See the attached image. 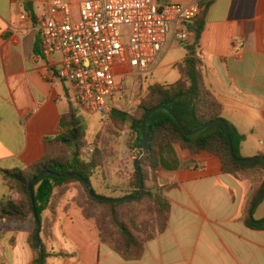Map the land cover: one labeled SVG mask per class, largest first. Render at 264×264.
I'll list each match as a JSON object with an SVG mask.
<instances>
[{
    "label": "crops",
    "instance_id": "0c3cea01",
    "mask_svg": "<svg viewBox=\"0 0 264 264\" xmlns=\"http://www.w3.org/2000/svg\"><path fill=\"white\" fill-rule=\"evenodd\" d=\"M45 1L0 0V171L25 170L40 162L47 151L44 140L61 134L60 120L70 103L80 117L88 114L72 101V86L58 78L61 56L41 55L37 23L45 16ZM197 1L202 0H157L160 6ZM175 41L173 34L171 45L144 74H151V86L180 80L177 65L186 51L180 61L164 65ZM200 50L207 86L223 105V118L245 136L243 158L264 154V0H216ZM169 68L172 80H157V73ZM120 136L118 164L107 169L115 183L136 169L141 154L134 149L137 134L130 122ZM157 177L172 186L165 192L171 202L169 226L146 244L140 260L127 261L101 242L96 221L85 218L76 202L78 187L73 185L54 214H46L47 233L40 237L49 253L63 254L47 264H264V230L245 223L251 180L225 174L218 156L191 154L179 144L163 149ZM98 180L93 186L96 182L104 189ZM8 193L0 172V201ZM253 217L264 220V200ZM29 240V224L4 231L0 220V264H34Z\"/></svg>",
    "mask_w": 264,
    "mask_h": 264
},
{
    "label": "trees",
    "instance_id": "16d2710c",
    "mask_svg": "<svg viewBox=\"0 0 264 264\" xmlns=\"http://www.w3.org/2000/svg\"><path fill=\"white\" fill-rule=\"evenodd\" d=\"M215 2L216 0H202L199 15L188 26L190 37L183 43L186 56L177 65L180 80L172 85L150 86L147 97L141 101L134 115L113 109L106 121L105 131L102 132L101 147H97L92 154L86 152L87 130L79 111L70 103L69 111L62 115L60 120L61 134L44 140L47 151L40 162L25 170L0 171L2 180L9 189V193L0 201V220L3 229L7 231L15 226L30 225L29 241L35 251L34 264H40L41 261L47 264L53 256H63L49 253L42 237L44 254L43 256L40 254L35 240L37 222L34 210L36 209L42 224L40 234H46L49 221L48 216L46 217L47 212L54 214L56 203L73 185L78 187L76 202L83 210L85 218L96 221L101 242L127 261L140 260L146 244L164 233L169 226L171 202L165 192L172 186L162 185L157 172L162 166L163 149L175 144H179L191 154L207 152L218 156L225 174L239 180H251L254 186L245 212V223L251 228L264 230V224L257 225L251 221L249 215L254 200L264 190V154H258L253 163H241L232 157L224 125L218 120H223L229 128L234 155L238 160L245 159L241 154L245 136L223 118V105L208 88L204 74L200 41L206 28L209 11ZM160 105L172 108L188 132L209 123L213 125L198 135L188 137L168 112L161 110L153 114L148 120V124L154 127V134L152 149L146 163L141 165L140 171L135 169L124 176H118L116 186L102 184L105 190L119 194L118 197L108 198L127 196L134 198L120 203L94 199L83 180H89L92 184L99 175L106 183L110 182L107 169L118 164L117 149L122 127L128 122L131 123L133 131L137 134L133 143L134 149H137L142 138L144 117ZM44 172H53L58 176L44 175L36 181L33 185L35 200L33 204L29 184ZM142 184L144 191L140 193ZM93 189L97 195L107 197L98 194L94 186ZM138 194L139 198L135 199ZM263 200L264 198L257 206Z\"/></svg>",
    "mask_w": 264,
    "mask_h": 264
},
{
    "label": "built area",
    "instance_id": "2783aa9c",
    "mask_svg": "<svg viewBox=\"0 0 264 264\" xmlns=\"http://www.w3.org/2000/svg\"><path fill=\"white\" fill-rule=\"evenodd\" d=\"M45 5L37 23L41 55H60L58 78L72 86V101L105 118L125 91L124 82L147 73L172 32L186 39L200 13L199 1L160 6L157 0H46ZM116 67L129 70L120 84Z\"/></svg>",
    "mask_w": 264,
    "mask_h": 264
},
{
    "label": "rangeland",
    "instance_id": "374dc122",
    "mask_svg": "<svg viewBox=\"0 0 264 264\" xmlns=\"http://www.w3.org/2000/svg\"><path fill=\"white\" fill-rule=\"evenodd\" d=\"M42 7H40L38 13L42 11ZM173 32L169 35L168 38V45H171L173 41ZM190 35L186 39H177L179 41H175L172 44L171 50L169 51L167 58L164 62V65L167 63H172V62H178L185 56V49L181 44L185 43L188 41ZM180 42V43H179ZM161 56L158 58L160 59ZM158 61V60H157ZM172 68H169L168 70H160L156 78L157 80H164V78H167L166 80L171 81L172 77L170 75V71ZM116 73V82L121 83L122 81V75L128 74L129 70L127 67H116L115 69ZM175 73V72H172ZM124 86L127 90H129L128 93L121 92L117 95L114 104H115V110L121 111V112H126L130 113L132 115L135 114V111L137 107L140 105L141 101L145 99L149 93V87L151 86V74L144 78V75L140 76L136 80H132L129 78L127 81L124 82ZM131 91V92H130ZM79 111V110H78ZM80 113V111H79ZM88 113V112H87ZM81 119L84 122L85 128L87 130V140H88V148L91 146L94 148V150L97 147H101V142L103 138V129L105 128L106 121H108L109 118H105L102 114L98 113H93L91 114L90 112L88 114H81ZM87 148V149H88ZM86 149V150H87ZM87 152V151H86ZM92 154V153H91ZM139 157H137L138 159ZM119 161V160H118ZM141 162L143 164L146 163V159L142 158ZM115 173V172H114ZM112 176V174H111ZM114 176V175H113ZM99 179V180H98ZM95 180V179H94ZM96 180L100 181L103 185H115L116 183L112 180L110 182H105L103 181V178L99 175L96 177ZM95 188L98 190V194H104L108 197H116V195L119 196V194H112V192L109 191V193L104 192V189L99 188V184L97 185L96 182H94Z\"/></svg>",
    "mask_w": 264,
    "mask_h": 264
},
{
    "label": "water",
    "instance_id": "95a60500",
    "mask_svg": "<svg viewBox=\"0 0 264 264\" xmlns=\"http://www.w3.org/2000/svg\"><path fill=\"white\" fill-rule=\"evenodd\" d=\"M166 111L168 112L172 118L178 123V125L180 126V128L182 129L183 133L185 134V136H188V137H191V136H195V135H198L199 133L203 132L204 130L208 129L210 126L213 125V123H209V124H206L194 131H186L184 125H183V122L181 121L180 117L178 116V114L170 107H167L165 105H160L154 109H152L151 111H149L146 116L144 117V120H143V123H142V128H141V133H142V138H141V141H140V145L138 147V150L141 151V154L139 155V158L137 159V161L135 162V168L137 171H140V167H141V159L142 158H145L147 159L150 152H151V149H152V146H151V143H152V138H153V134H154V127L152 125H149L148 124V120L149 118L157 113L158 111ZM219 123H222L224 125V128H225V132H226V135H227V138H228V142H229V146H230V150H231V154H232V157L238 161V162H241V163H253L257 157L255 158H251V159H243V160H238L235 155H234V151H233V145H232V141H231V138H230V130L229 128L227 127V125H225V123L223 122V120H218ZM44 175H50V176H58L56 173H53V172H44L42 174H40L37 178L33 179L30 184H29V191H30V194H31V198H32V202L33 204H35V200H34V192H33V185L36 183V181L38 179H40L42 176ZM84 184L86 185V187L88 188L89 192H90V195L98 200V201H102V202H111V203H120L122 201H125V200H132L134 197L132 196H127V197H122V198H117V199H111V198H108V197H103V196H99L97 195L95 192H94V189H93V186L92 184L90 183L89 180H83ZM144 191V185L142 184L141 185V189H140V193H142ZM139 193V194H140ZM139 194L135 197V199H138L139 198ZM264 198V190L262 191V193L254 200L253 204H252V207L250 209V212H249V215H250V219L252 222L256 223L257 225H261V224H264V220L263 221H255L254 217H253V213H254V209L255 207L257 206V204ZM34 213H35V217H36V222H37V227H36V230H35V240H36V247L37 249L40 251V254L43 256L44 254V249H43V245H42V241H41V237H40V233H41V229H42V224L37 216V212H36V209L34 210ZM40 264H43V261H41Z\"/></svg>",
    "mask_w": 264,
    "mask_h": 264
}]
</instances>
